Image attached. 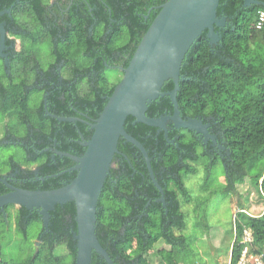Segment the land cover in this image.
<instances>
[{
	"label": "trees",
	"instance_id": "trees-1",
	"mask_svg": "<svg viewBox=\"0 0 264 264\" xmlns=\"http://www.w3.org/2000/svg\"><path fill=\"white\" fill-rule=\"evenodd\" d=\"M166 1L168 0H104L112 10L114 20H122L119 28L113 29L112 38L107 44L111 48L121 47L127 50L129 56L124 61V68L158 13V7ZM257 1L260 2L259 5L243 8V0H219L217 14L227 19L228 26L220 31L217 46L211 48L203 33L188 51L180 70L184 78L179 83L177 103L182 118H201L203 121L207 117L213 118L223 141L229 147L233 164L229 167L225 190L218 192L223 196L236 193L245 178L250 177L252 187L264 198V24L260 30H256L254 26L258 11H264V0ZM154 6L157 9L152 10L144 19L147 11ZM102 21H105L103 17ZM105 25L100 23L97 30H93L97 42L104 41L97 36L101 34L103 36L101 27ZM78 37L83 38V35L79 34ZM100 65L99 68L103 67L102 63ZM81 80L90 88L89 94L75 97L73 96L75 91L72 94L67 88L55 86L56 108L63 109L62 98L71 99L87 116L98 117L97 112L102 111L114 86L110 85L103 75L99 78H81ZM172 87V83L168 81L162 91H170ZM29 98L30 95L24 97L20 85L3 86L0 90V113L15 118L23 127L32 121L34 127H38L40 120L38 114L36 116L30 109ZM171 112L172 105L166 97L148 105L146 115L159 117ZM132 122L133 118L128 117L125 122L126 132L142 143L149 157L153 158L151 167L154 175L164 167V177L169 176L165 180L172 182V195L178 197L179 194L185 199L189 198L184 177L195 175L197 172L191 164L203 165L206 183L209 182L211 173L206 157L200 154L199 145L191 132L181 130L180 133H176L178 135L175 143L180 147L177 148L167 143L162 134L157 136L154 128ZM24 129L27 130L25 127ZM80 132L86 136L84 130L81 129ZM91 135L92 133L88 137ZM170 138H173L171 134ZM2 147L8 145L0 144V148ZM117 149L132 160L142 176L148 177L143 162L141 166L134 164L132 154L139 153L136 148L120 139ZM118 155L114 156L113 162L123 157ZM122 168L119 167L117 170L114 167L110 170L115 182L112 184L110 175L107 177L96 208L95 234L113 264H150L146 255L159 241L172 245L169 250H159L160 264H178L182 259L189 260L193 255L189 251L190 243L183 235L178 237L174 235V230H184V216L179 214L178 218L168 225L163 211L154 205V208L147 212L148 222L141 226L135 223L133 200L139 181L131 182L132 171H127V168L125 170L127 172H123ZM160 184L164 187L163 183ZM150 187V191L155 193V186L150 184ZM207 187L205 184L204 188ZM213 195H216L215 192H212L210 197ZM238 208L244 212H237L235 215L231 231L234 239L231 244L229 264H236L241 256L245 246L242 243L244 230H249L253 238L249 246L252 256L261 253L264 246V210L260 216H251L245 212V207L240 203ZM178 212L174 211L176 217ZM11 214L6 210V219L0 213V221L8 220ZM27 214L28 210L20 208L15 212L14 222L17 231H21L25 241L29 242L27 229L33 222H40V216L34 211L32 216L24 219ZM50 216L49 232L43 237L37 252L18 264H62L63 261L54 255L55 249L60 246L65 247L71 256L69 264H74L76 252V242L72 236V232L76 230L74 204L58 205L50 212ZM205 228L207 229V226ZM0 264H6L1 258V245ZM91 264H105V262L93 253Z\"/></svg>",
	"mask_w": 264,
	"mask_h": 264
},
{
	"label": "flooded vegetation",
	"instance_id": "flooded-vegetation-1",
	"mask_svg": "<svg viewBox=\"0 0 264 264\" xmlns=\"http://www.w3.org/2000/svg\"><path fill=\"white\" fill-rule=\"evenodd\" d=\"M154 9L157 8H150L144 19ZM114 19L112 10L104 0H0V26L3 31L2 40L0 31V90L3 86L20 85L24 97L30 95L29 105L30 102L34 105H30V108L36 116L38 114L40 120L38 127H34L33 121L26 123L24 127L27 130L24 129V133H13L6 129L2 134L0 144L5 141L8 147L17 146L22 149L24 158L22 162L9 158L7 164H0V195L10 191L8 186L30 191L54 190L67 185L75 177L76 172L72 171L75 165L73 158L83 155L85 148L82 144L89 140L91 125L97 116H87L71 99L62 98L63 109H57L55 86L67 88L72 94L75 91L73 96L79 97L90 93V88L81 78H99L101 75L104 77L112 70L118 71L122 76L121 68H124V61L129 56L127 50L121 47L111 48L107 44L112 38L113 29L119 28L122 22ZM100 23L106 24L101 27L103 36H97L102 38L103 42H97L93 32ZM224 28L215 31L219 34ZM79 34H82L83 38L78 37ZM47 39L50 42L48 46L45 44ZM215 46L217 43L212 45V48ZM100 63L103 65L101 68ZM59 117L72 121L55 119ZM203 123L208 126V133L215 138V142L211 139L204 141L202 136L192 133L199 145L200 154L206 157L210 173L220 165L224 168V179L227 180L229 167L233 164L229 147L223 141L213 118L207 117ZM81 129L87 137L82 135ZM167 131L168 138L171 134L172 139L177 137V132H181L174 129L170 123H167ZM120 155L124 159L118 158L113 162L112 168L118 170L123 167V172L132 171L131 182L139 181L133 200V220L138 226L149 221L147 212L153 209L154 205L163 211L168 225H171L179 214L184 216L178 197L171 194L172 182L165 180L169 176L164 177V167L154 175L156 182L163 189L161 196L156 187L155 193L150 191V184L153 182L149 173L148 177L142 176L131 159L119 152L118 156ZM132 159L135 165L141 166L142 162L145 164L140 153H133ZM109 178L114 184V176L110 175ZM160 183H163L164 187ZM19 209L8 206L3 211L0 210V213L5 216L6 210L15 213ZM34 211L38 214V211L33 209L28 211L24 219L32 216ZM174 211H179L177 217ZM41 231L38 234L40 244L49 230L43 235Z\"/></svg>",
	"mask_w": 264,
	"mask_h": 264
},
{
	"label": "water",
	"instance_id": "water-1",
	"mask_svg": "<svg viewBox=\"0 0 264 264\" xmlns=\"http://www.w3.org/2000/svg\"><path fill=\"white\" fill-rule=\"evenodd\" d=\"M259 4L257 0H243L242 6L249 8ZM218 6L219 0H168L159 6L158 13L137 45L128 65L121 68V80L114 86L105 106L91 125L92 135L82 144L85 148L83 155L73 158L75 165L72 171L76 172L75 177L67 185L48 191H30L8 186L10 191L0 195V210L3 211L8 206L28 211L36 209L43 235L49 230L50 212L58 205L73 203L76 224V230L72 232L76 242L74 264H91L93 253L105 264H113L95 234L96 208L113 167L114 156L119 154L117 145L120 139L139 151L154 186L163 196V189L155 180L147 150L125 130L127 118H133L132 124L154 128L156 135L162 134L166 142L177 148H180L175 143L177 140L168 138L167 123L174 129L200 135L204 141L211 139L215 142L201 118H182L177 93L179 83L184 78L180 74L182 62L196 40L205 33L211 48L220 40V34L215 29L224 28L227 22L225 17L218 16ZM0 31L2 40V26ZM168 81L172 83V89L162 91ZM166 97L172 105L171 113L159 117L146 115L148 105ZM55 119L72 121L64 117ZM160 201L163 203V198Z\"/></svg>",
	"mask_w": 264,
	"mask_h": 264
},
{
	"label": "rangeland",
	"instance_id": "rangeland-1",
	"mask_svg": "<svg viewBox=\"0 0 264 264\" xmlns=\"http://www.w3.org/2000/svg\"><path fill=\"white\" fill-rule=\"evenodd\" d=\"M45 44L50 45L49 39L45 41ZM104 77L107 78L110 85L117 84L122 78L120 73L114 70L108 71ZM30 105L34 107L31 102ZM6 129H10L13 133L25 132L23 126L18 124L15 118H9L0 113V141ZM1 144L7 145V142L2 141ZM9 158L16 162H22L24 158L22 149L17 146L0 148V164H7ZM191 165L196 168L197 172L195 175L184 177L189 198L185 199L178 194L185 228L183 231L174 230V235L177 237L183 235L187 238L190 243L189 251L193 255L189 260H180L178 264H229L231 244L234 239L231 231L235 215L240 211L238 204L243 205L249 215L260 216L264 210V198L259 191L252 187L250 177L245 178L236 193L223 196L218 193L223 192L226 186L225 175L220 165L211 171L207 183L203 165ZM205 184L208 186L207 188H204ZM212 192H215L216 195L210 197ZM14 214L12 212L8 220L6 217L4 221H0L1 258L6 264H18L33 255L36 248L40 246L37 236L42 228L40 222H33L29 225L27 229L29 242H27L22 232H18L15 227ZM171 247L172 245L159 241L147 253L146 259L150 264H160L159 250H169ZM54 255L63 261L62 264H69L72 259L63 246L57 247Z\"/></svg>",
	"mask_w": 264,
	"mask_h": 264
},
{
	"label": "built area",
	"instance_id": "built-area-1",
	"mask_svg": "<svg viewBox=\"0 0 264 264\" xmlns=\"http://www.w3.org/2000/svg\"><path fill=\"white\" fill-rule=\"evenodd\" d=\"M264 24V11L260 10L257 13V21L254 24L256 30H260ZM238 212H244L242 210ZM246 212V211H245ZM253 238L251 232L249 230H244L242 235V243L245 245L241 256L236 264H263V257H264V246L261 253L257 255H251L250 253V244L252 243Z\"/></svg>",
	"mask_w": 264,
	"mask_h": 264
}]
</instances>
